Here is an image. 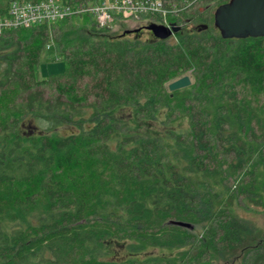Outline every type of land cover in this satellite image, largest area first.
I'll use <instances>...</instances> for the list:
<instances>
[{
  "label": "trees",
  "instance_id": "16d2710c",
  "mask_svg": "<svg viewBox=\"0 0 264 264\" xmlns=\"http://www.w3.org/2000/svg\"><path fill=\"white\" fill-rule=\"evenodd\" d=\"M227 1L142 12L138 24L180 25L165 38L89 12L0 32V264H221L211 251L264 264V231L188 176L233 185L264 167V35H220L213 10ZM50 39L64 68L40 77ZM186 72L188 144L172 124L178 98L164 95ZM174 246L184 263L168 258Z\"/></svg>",
  "mask_w": 264,
  "mask_h": 264
},
{
  "label": "rangeland",
  "instance_id": "374dc122",
  "mask_svg": "<svg viewBox=\"0 0 264 264\" xmlns=\"http://www.w3.org/2000/svg\"><path fill=\"white\" fill-rule=\"evenodd\" d=\"M10 0H0V8H4ZM56 1H61L63 2L64 0H56ZM197 5L198 9L200 11H203L206 6L202 7L199 6L198 4L194 3L192 7H195ZM214 11V10H213ZM214 15V14H213ZM126 21V20H125ZM139 20H135L132 18L131 21V27L132 25L135 26L138 24ZM143 23V22H142ZM185 23V22H184ZM169 24V23H168ZM193 23L186 22L185 26L186 29L190 28ZM143 35H147L146 30L142 31ZM49 46L46 47V49L43 50V52L40 54L41 59L38 63V68H39V76L44 77L45 75H48V73H60L63 70V62H62V57L58 53V46L52 41L51 39L49 40ZM187 76L191 78V81H193V77L190 76L189 72H186ZM181 75V74H180ZM180 75L178 77H174L173 79H178L180 78ZM183 75V74H182ZM170 80V81H171ZM192 83V82H191ZM165 96H174L175 98H178V101L172 100L170 103L172 104L171 106V111L175 112L173 115L172 119V124L175 126V129H178V132H181L183 134V137L185 139V144H188L189 142V136L187 131H182L188 126L189 122V117L187 116V113L184 111L187 106V99H191L194 90L191 89L190 83L181 86V88L178 89H169L166 85L164 88ZM173 90L174 93L170 94L169 91ZM192 103L189 102V105ZM184 127V128H183ZM183 128V129H182ZM182 129V130H181ZM188 136V137H187ZM161 143L164 145V152L167 154V156H170L171 160L176 162V158H174L173 155L169 154L170 151L174 150L179 153V149L181 147L177 142L174 140L172 141L171 138L168 136H162L160 138ZM182 153V151L179 153L177 156V161L179 162V156ZM184 162V161H183ZM183 162H179L178 165L179 167L183 165ZM225 167H223V170H221L222 174L226 176V170H224ZM187 174V173H186ZM189 174V175H188ZM189 179L191 182L195 183L197 186L201 185L204 189H208V193L211 195H216L215 198H213V203L212 205L215 208H227L229 211L232 213L233 216L236 218L243 219L248 223L249 225H253V227L258 228L259 231L263 232L264 231V167L259 166L258 168L255 169L254 176L253 174L246 175L244 178L242 177V174H238L236 176V182L231 185L230 182L226 183H218V182H213V180L205 177L204 175L197 173L194 174L191 172H188ZM253 181L255 185H253ZM251 184L253 185L251 187ZM263 187V189H262ZM211 189V191L209 190ZM214 191V192H212ZM194 233L197 234L198 236L200 235V227L199 228H194L193 229ZM167 253H170L168 258L170 259L171 262L173 263H184L187 255H186V248L183 247H173L171 249H166ZM156 252H158V249H156ZM210 259L215 260L218 263L221 264H229L228 262L226 263L219 255V253H216L215 251H211L209 253ZM208 255V256H209ZM232 264H241V260H235Z\"/></svg>",
  "mask_w": 264,
  "mask_h": 264
},
{
  "label": "built area",
  "instance_id": "2783aa9c",
  "mask_svg": "<svg viewBox=\"0 0 264 264\" xmlns=\"http://www.w3.org/2000/svg\"><path fill=\"white\" fill-rule=\"evenodd\" d=\"M164 3L165 0H10L5 14L0 16V32L39 22L59 21L78 12H89L97 26H107L115 19L122 22L126 18L138 20L142 12H159L165 18L168 11H177L174 5H169L170 8Z\"/></svg>",
  "mask_w": 264,
  "mask_h": 264
},
{
  "label": "water",
  "instance_id": "95a60500",
  "mask_svg": "<svg viewBox=\"0 0 264 264\" xmlns=\"http://www.w3.org/2000/svg\"><path fill=\"white\" fill-rule=\"evenodd\" d=\"M213 22L218 28L220 35L226 38L245 36L257 37L264 35V0H228L217 4L214 10ZM146 27L156 37L165 38L172 31L175 32L180 25L169 22V24H160L159 22L145 23L141 25ZM138 28H125V32H137ZM191 83L187 74H183L178 79H173L167 83L169 89H178L181 86ZM181 226H191L189 222L172 220Z\"/></svg>",
  "mask_w": 264,
  "mask_h": 264
},
{
  "label": "crops",
  "instance_id": "0c3cea01",
  "mask_svg": "<svg viewBox=\"0 0 264 264\" xmlns=\"http://www.w3.org/2000/svg\"><path fill=\"white\" fill-rule=\"evenodd\" d=\"M126 21H124L123 23H122V25L123 26H126V27H131V19H125ZM133 26V25H132Z\"/></svg>",
  "mask_w": 264,
  "mask_h": 264
},
{
  "label": "flooded vegetation",
  "instance_id": "af4514ba",
  "mask_svg": "<svg viewBox=\"0 0 264 264\" xmlns=\"http://www.w3.org/2000/svg\"><path fill=\"white\" fill-rule=\"evenodd\" d=\"M138 26H141V23H139L138 25L136 24L134 27L132 26V28H138ZM139 30H146L147 32H149V30L144 26H141Z\"/></svg>",
  "mask_w": 264,
  "mask_h": 264
}]
</instances>
